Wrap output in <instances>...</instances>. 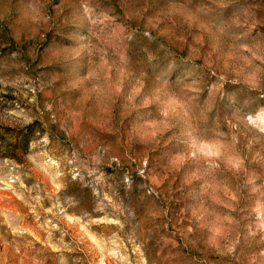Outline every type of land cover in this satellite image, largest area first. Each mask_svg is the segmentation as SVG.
Masks as SVG:
<instances>
[{
    "label": "rangeland",
    "instance_id": "1",
    "mask_svg": "<svg viewBox=\"0 0 264 264\" xmlns=\"http://www.w3.org/2000/svg\"><path fill=\"white\" fill-rule=\"evenodd\" d=\"M0 264H264V0H0Z\"/></svg>",
    "mask_w": 264,
    "mask_h": 264
},
{
    "label": "trees",
    "instance_id": "2",
    "mask_svg": "<svg viewBox=\"0 0 264 264\" xmlns=\"http://www.w3.org/2000/svg\"><path fill=\"white\" fill-rule=\"evenodd\" d=\"M31 128L32 125H28L25 133L21 131L7 135V128L0 125V157L9 158L19 163L23 162L34 138V135H31L30 132Z\"/></svg>",
    "mask_w": 264,
    "mask_h": 264
}]
</instances>
